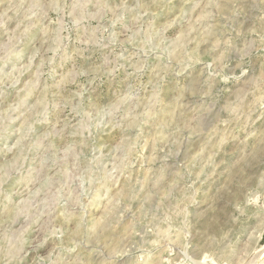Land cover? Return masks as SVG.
Returning <instances> with one entry per match:
<instances>
[{"label": "rangeland", "instance_id": "obj_1", "mask_svg": "<svg viewBox=\"0 0 264 264\" xmlns=\"http://www.w3.org/2000/svg\"><path fill=\"white\" fill-rule=\"evenodd\" d=\"M263 253L264 0H0V264Z\"/></svg>", "mask_w": 264, "mask_h": 264}, {"label": "bare ground", "instance_id": "obj_2", "mask_svg": "<svg viewBox=\"0 0 264 264\" xmlns=\"http://www.w3.org/2000/svg\"><path fill=\"white\" fill-rule=\"evenodd\" d=\"M256 252H258V251H256ZM256 252L254 253V255L256 254ZM259 254H261V253H258V255H259ZM263 255H264V253H263ZM259 256H260V255H259ZM262 257H263V256H262ZM256 260H258V259H255L254 262H252V263H249V262H248V264H264V263H262V262L260 261V260H261L260 258H259V261H260V262H259V261H256Z\"/></svg>", "mask_w": 264, "mask_h": 264}]
</instances>
